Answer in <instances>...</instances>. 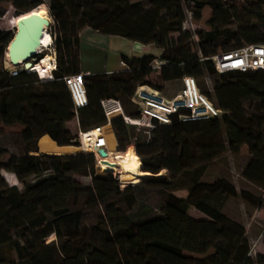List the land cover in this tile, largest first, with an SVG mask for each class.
<instances>
[{
    "label": "trees",
    "instance_id": "obj_1",
    "mask_svg": "<svg viewBox=\"0 0 264 264\" xmlns=\"http://www.w3.org/2000/svg\"><path fill=\"white\" fill-rule=\"evenodd\" d=\"M12 1L0 0V5ZM17 1L24 5L17 16L31 10L36 13L44 4L43 0ZM119 1L47 0L55 31L52 39L59 55L53 81H41L36 74L25 72L11 77L4 71L5 51L13 36L0 31V125L21 126V138L26 143L47 135L59 147H78L68 128L75 114L62 77L84 74L89 107L81 112L89 110L94 125L82 126L79 118L81 129L107 124L100 107L102 100L116 98L124 106L130 104L136 87L148 85L145 79L152 73L150 63L156 56H143L136 65L123 59L128 69L111 74L83 73L79 33L84 29L154 45L160 50L159 56L169 62L158 72L162 82L183 76H192L196 81L215 78L211 92L197 84L225 114L220 119L193 122L174 118L168 126L155 124L147 136L130 131L132 126L122 118H113L110 125L117 151H126L134 142L142 171L154 175L123 190L112 174L95 176L96 162L91 153L36 156L30 155L35 151L28 150L21 156H9L4 163L8 153L0 146V264H264L263 255L250 257L244 225L222 211L229 199L255 206L254 195L237 191L226 179L212 183L203 180L210 164L225 151L236 154L247 146L249 160L242 177L264 191V71L219 74L207 53L198 55L183 45L191 38L189 31L183 30L184 4H191L192 12L197 14L205 6H212L214 17L223 22L236 16L235 7H227L223 0H149L148 10L122 9ZM246 1L250 12H245L247 22L239 29L238 37L243 45L264 44V0ZM252 21L255 24H250ZM224 33L221 25H215L204 33L202 42L213 44ZM173 34L180 35L178 41L171 37ZM234 35L230 31L226 39ZM250 101L258 103L255 111L261 115H248L244 104ZM106 127L107 145L113 153L114 137L110 126ZM132 153L128 152L131 165H137ZM114 169L109 166L106 171ZM163 169L170 174L168 180L155 177ZM3 171L12 174L20 187L9 185ZM57 172L68 177L58 178ZM69 176L90 178V188L85 189ZM139 186L171 190L179 186L188 197L183 201L169 193L158 217L132 222L115 200L123 198L131 208ZM81 196H86L88 208H102L89 231L83 229L81 211L73 210L69 203L71 198ZM186 204L208 220L188 216ZM13 227L17 232L11 234ZM52 236L57 244L46 243ZM210 250L214 256L207 260L184 258L185 252L203 255Z\"/></svg>",
    "mask_w": 264,
    "mask_h": 264
},
{
    "label": "rangeland",
    "instance_id": "obj_2",
    "mask_svg": "<svg viewBox=\"0 0 264 264\" xmlns=\"http://www.w3.org/2000/svg\"><path fill=\"white\" fill-rule=\"evenodd\" d=\"M43 2L44 4L41 6H44L46 12L45 16L51 20V26H52V19L50 17V14L46 6L47 0H43ZM223 2L226 3L227 7L229 6L235 7L237 11L235 13L236 16L226 20L225 22L221 21V19L219 18L214 17L213 15L214 7L212 6H205L202 9V11L197 14L192 12L193 6L191 4H184L186 10V19L184 22L185 27H183V30L189 31V33L191 34V38L188 41L184 42L183 45L190 47L192 53L195 52L198 55H201L202 52H205L209 57H211L216 53L224 52L230 49L239 48L243 46V42L238 37V33H239V29L247 22V14H245V12L247 11L250 12V10H248L249 8V6L247 5L248 2L246 0H223ZM118 5L122 9H127L131 7L132 8L140 7L142 10H148L149 0H120L118 2ZM23 7L24 5L17 0L9 3H3L0 5V31H4L8 33L10 36H13V34L16 31L15 22L16 19L19 17L16 15V13H22ZM28 15H31V13H26L22 16L27 17ZM250 24H255V22L252 21ZM215 25L222 26V30L225 31L224 35L221 38H219L217 42L213 44L203 43L202 41H203L204 33L209 31L211 27ZM51 26L49 28V32H51L50 34L52 36V33H54L55 31ZM230 31H233L235 35L232 37V39L228 40L226 39V35ZM171 37L175 41H178L180 35L173 34L171 35ZM105 45L106 44H104V46ZM46 53H50L51 55L55 54L57 59L56 62L59 63V55L54 42L53 45L49 47L47 51H44V53H42L36 59L38 60L39 57L43 56ZM4 61H5V57L3 62ZM105 77L110 78L111 76L105 75ZM215 81L216 79L213 77L212 78L206 77L197 82L198 84H201V86L205 87L208 92H211L213 90ZM237 81H240L241 83L244 84H248V82L245 79H239ZM145 84H148L153 87L161 88L160 91L162 92V95L166 98H172L174 95L177 94V92L181 88L180 80H175L167 83L162 82L158 76V73H153V72L145 79ZM257 105L258 103L256 101L246 102L244 104V109L248 113V115H258L259 112L255 111V109H257ZM124 106H125L124 110L126 114L135 115L136 111L132 107L131 103L125 104ZM89 115H90L89 110L83 111L79 114V118L82 126H85L88 123L94 125V123L90 120ZM259 115H261V113H259ZM108 125L110 126L109 123H107L104 126H108ZM68 128L71 134L77 138L79 127L75 119L68 124ZM110 128L115 142L112 152L115 154L124 153L126 155V158L123 166L125 168H128L129 165H131V158L129 157L127 150L124 152L117 151V140L115 137V133L114 130L112 129V126H110ZM104 129L107 133L109 132L108 127H105ZM129 130L134 131L135 134L136 133L142 134L143 136H147L148 132H150L149 129H145V128L137 129L136 127H132V128L130 127ZM21 131H22V127L19 125H12V126H7L3 124L0 125V146L8 153V156L3 160L4 163L7 161V158L9 156H21L28 150L36 151L37 147L39 146L38 144L40 140L43 137L47 136L44 135L39 139H36L35 142L26 143L21 138ZM73 148L79 149L80 147H73ZM79 153H84V152H82V150L79 149L75 153H71V154L68 153L66 155H75ZM135 156L139 159V157L136 154ZM94 159L96 162L95 176L97 178H104L107 174H112V176L115 179H117L120 185V190L125 189L129 185H135L146 180L144 179L137 183L123 184L119 180V172L115 167L114 170L106 171V169L109 166L105 163L104 164L98 163L95 156ZM248 160H249V153L247 146H242L239 152L236 154H233L229 151H225L222 154V156H220L217 160H215L212 164H210V166L207 168L203 176V180L205 182L212 183L219 179H226L232 185L235 186L237 191H246L254 195V197L256 198L257 205L255 206L244 203L238 199H229L226 201V203L223 205L222 208L224 214H226L231 219L236 220L237 222H240L241 224L244 225L247 238L250 243V257L254 258L257 255L264 256V242H263L264 191L257 190L251 184H249L243 179L242 174ZM56 174L57 177L61 179L68 177L58 172ZM2 175L4 176V178L6 179L9 185L20 187V183L15 179V177L12 174L3 171ZM69 177L82 183L85 189L90 188V183H91L90 178L81 177V176H69ZM152 177H154V175H152ZM155 177H157L158 179L168 180L170 178V174L167 169H163L159 173V175L157 174L155 175ZM169 193H172L175 197L183 201L188 197V192L180 188L179 186H177L176 189L174 190L169 189V187L153 189L144 186H139L134 191L135 203L131 208H128L126 206L123 198L116 199L115 204L129 217V219L132 222L146 221L156 218L160 215L161 206L164 204V202H166ZM86 199H87L86 196L71 198L69 200V203L72 206L73 210L81 211L83 229L89 231V229L94 225L98 213L102 212V208L99 207L88 208L86 206ZM185 209L188 216H190L193 219L208 220L207 216L197 211L190 204H186ZM16 232H17V228L13 227L11 234H14ZM51 241H54V243L57 244V240H55L53 236L50 237L46 241V243H49ZM213 256H214L213 250H210L209 252L203 255L191 254L187 252L184 253V258H186L187 260H194V259L207 260ZM10 257L12 261H15L13 260L12 253H10Z\"/></svg>",
    "mask_w": 264,
    "mask_h": 264
},
{
    "label": "built area",
    "instance_id": "obj_3",
    "mask_svg": "<svg viewBox=\"0 0 264 264\" xmlns=\"http://www.w3.org/2000/svg\"><path fill=\"white\" fill-rule=\"evenodd\" d=\"M183 27H185V23ZM41 54L38 53L37 57ZM43 60L44 58L41 56L36 61L40 63ZM210 60L219 74L264 71V44L243 45L239 48L216 53L210 57ZM36 61H31L30 66L36 63ZM121 65L123 69H128L126 63L122 62ZM30 66L26 67L25 64H20L18 66L6 67L3 64V70L8 72L11 77H15L22 72L34 73L30 71ZM166 66H169V62L160 56L153 59L150 63V69L153 73L160 72ZM56 69V56L53 54L49 65L34 74L41 81H53ZM83 76L84 74L65 76L61 79L70 95L75 114L74 119L79 127L76 138L78 147L84 153H90L88 152L89 150L97 152L99 149H104L109 153L107 137L103 131V126H93L88 129L80 128L79 113L89 107L87 92L82 80ZM180 83V90L172 98L164 97L160 90L148 85L136 87L130 98V103L136 111L135 115L126 114L123 104L116 98L102 100L100 107L109 124L113 118L118 117L122 118L123 122L128 126L149 130H152L155 124L160 126L171 125L174 118H177L181 122H193L220 119L225 114L222 110L217 109L200 91L194 77L183 76L180 79ZM115 114L118 115L116 116ZM132 145L135 147L134 142ZM91 154L96 158V153Z\"/></svg>",
    "mask_w": 264,
    "mask_h": 264
},
{
    "label": "crops",
    "instance_id": "obj_4",
    "mask_svg": "<svg viewBox=\"0 0 264 264\" xmlns=\"http://www.w3.org/2000/svg\"><path fill=\"white\" fill-rule=\"evenodd\" d=\"M79 40L82 69L86 74L115 73L123 69V59H126L128 64L136 65L143 56L160 55V50L154 45H143L120 36L103 35L89 29L79 33Z\"/></svg>",
    "mask_w": 264,
    "mask_h": 264
},
{
    "label": "bare ground",
    "instance_id": "obj_5",
    "mask_svg": "<svg viewBox=\"0 0 264 264\" xmlns=\"http://www.w3.org/2000/svg\"><path fill=\"white\" fill-rule=\"evenodd\" d=\"M36 13H38L41 16L46 17L45 16L46 12H45L44 6L40 7L36 11ZM50 33L51 32H49V28L43 29V35L41 38L42 39L41 47L37 50V53H44V51H47L49 49V47L52 46L53 39H52V36ZM42 58H44V60L42 62L39 63L38 61H36V63H34L30 66L31 72L36 73L38 71H41L42 68L47 67V65H49V61L52 60L53 55H51L50 53H46L42 56ZM5 60H6L5 66L11 67V65L8 63V56H5ZM26 63H28V62L27 61H20L18 63V65L26 64ZM115 115L117 116L118 114H115ZM105 127L106 126H103V131L106 134V131L104 129ZM106 137H107V135H106ZM107 143H108V141H107ZM38 145L40 148V153L51 154V155L68 154V153L71 154V153H75L76 151H78L80 149V148L77 149V148H73V147H59L53 141H51V139L47 136L43 137L40 140ZM134 149H135L134 146L132 144H130V146L127 148V152L131 151V152L135 153ZM88 152L96 153V159H97L98 163H100V164L105 163L108 166L115 167L119 172V180L123 184L137 183L139 181H142L144 179L152 177V174L142 171L141 161L135 156V154H132V156H133L134 163L137 165H130L128 168H125L123 166L125 158H126V155L124 153L115 154V153L109 152L106 157H102L94 150H89Z\"/></svg>",
    "mask_w": 264,
    "mask_h": 264
},
{
    "label": "water",
    "instance_id": "obj_6",
    "mask_svg": "<svg viewBox=\"0 0 264 264\" xmlns=\"http://www.w3.org/2000/svg\"><path fill=\"white\" fill-rule=\"evenodd\" d=\"M30 13L31 15L28 17L20 15L16 19V31L13 34L11 42L8 44L5 54V56H8V63L11 66H18L20 61H27L28 63L25 66L29 67L31 61H36L38 55L37 50L41 47L43 29L50 28L51 26V20L48 17L41 16L38 13H32V10ZM3 63L6 64V60ZM51 141L53 140L51 139ZM54 143L57 145L56 142ZM97 153L102 157H106L108 154L104 149H99ZM30 155L64 156L66 154L51 155L40 153L38 146L37 150L31 152Z\"/></svg>",
    "mask_w": 264,
    "mask_h": 264
}]
</instances>
